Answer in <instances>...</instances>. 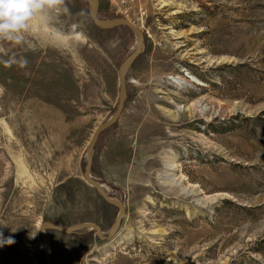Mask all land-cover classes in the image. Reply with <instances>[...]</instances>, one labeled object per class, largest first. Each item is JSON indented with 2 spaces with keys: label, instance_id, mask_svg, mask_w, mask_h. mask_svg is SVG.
Here are the masks:
<instances>
[{
  "label": "rangeland",
  "instance_id": "obj_1",
  "mask_svg": "<svg viewBox=\"0 0 264 264\" xmlns=\"http://www.w3.org/2000/svg\"><path fill=\"white\" fill-rule=\"evenodd\" d=\"M98 5L143 34L92 148L90 177L124 212L104 240L46 228L51 264H264V0ZM33 25L0 38V231L15 240L0 264H45L44 222L110 233L118 214L83 174L136 34L97 27L84 0H49Z\"/></svg>",
  "mask_w": 264,
  "mask_h": 264
},
{
  "label": "water",
  "instance_id": "obj_2",
  "mask_svg": "<svg viewBox=\"0 0 264 264\" xmlns=\"http://www.w3.org/2000/svg\"><path fill=\"white\" fill-rule=\"evenodd\" d=\"M62 1L68 2V1H78V0H62ZM84 1L88 2L90 5V16L94 24L97 27L107 29V28H112L113 26H126L130 28L133 31V33L136 34V47H135L136 49L128 56L126 60L122 62V65L120 66L118 70L119 92L121 95L116 105L117 108L115 110V113L112 116H110L106 121H104L100 126H98L95 129V131L92 133L91 139L87 145V150H86L87 158H86V164H85V171L83 174L84 180L88 182L91 186H93L96 189V191L99 193V195L106 202H108L109 204L117 208L118 214L114 220V223H113L114 226L112 228V231L110 233H104V234L102 233L101 228L92 222L75 224L73 227H65L61 225L58 226L51 222H44L43 224H41L40 225V236L46 238L45 254H44L45 264H51V259L49 256L48 235L46 234L44 235L43 233L46 228L56 230L58 232L61 231L64 233H72L78 229H85V228L89 229L90 228L91 230L95 231L96 236L100 240H104L106 238H109V236L112 233L118 230L120 226L119 225L120 219L124 212L122 203L119 202V200H114L113 197L108 196L105 190L101 188V185L90 177L91 162H92V148L95 145V142L97 141V139L99 138L98 136L101 134V132L113 126L115 124V121L118 119V117L123 111L124 101L127 97L124 74L128 66H131L133 62L135 61V59L143 52V34L140 32L139 28L134 23L130 22L128 19L126 20V19L118 18V19H112L111 21H104L101 19H97L96 14H97L98 6H99L98 0H84ZM104 22H106V24ZM108 22H112V23H108Z\"/></svg>",
  "mask_w": 264,
  "mask_h": 264
},
{
  "label": "clouds",
  "instance_id": "obj_3",
  "mask_svg": "<svg viewBox=\"0 0 264 264\" xmlns=\"http://www.w3.org/2000/svg\"><path fill=\"white\" fill-rule=\"evenodd\" d=\"M48 2L49 0H0V38L19 42L22 34L34 26L37 10L45 7ZM14 243L12 236L5 237L0 231V247Z\"/></svg>",
  "mask_w": 264,
  "mask_h": 264
},
{
  "label": "bare ground",
  "instance_id": "obj_4",
  "mask_svg": "<svg viewBox=\"0 0 264 264\" xmlns=\"http://www.w3.org/2000/svg\"><path fill=\"white\" fill-rule=\"evenodd\" d=\"M105 24H106V22H104ZM108 23H112V22H108ZM55 35L57 36V37H59V38H63L64 36L63 35H60V34H58V33H56L55 32ZM76 35V34H75ZM79 36V35H78ZM65 37H67V36H65ZM114 200H116L115 198H114ZM109 233V232H108ZM104 234V233H103Z\"/></svg>",
  "mask_w": 264,
  "mask_h": 264
}]
</instances>
